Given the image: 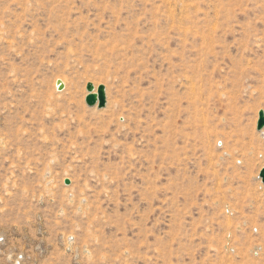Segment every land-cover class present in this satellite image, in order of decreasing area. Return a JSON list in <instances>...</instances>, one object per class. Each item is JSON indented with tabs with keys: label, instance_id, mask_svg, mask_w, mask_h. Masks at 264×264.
<instances>
[{
	"label": "rangeland",
	"instance_id": "1",
	"mask_svg": "<svg viewBox=\"0 0 264 264\" xmlns=\"http://www.w3.org/2000/svg\"><path fill=\"white\" fill-rule=\"evenodd\" d=\"M160 1L0 0V264H264V0H189L190 124L163 92L136 128L108 51L135 38L171 91Z\"/></svg>",
	"mask_w": 264,
	"mask_h": 264
},
{
	"label": "bare ground",
	"instance_id": "2",
	"mask_svg": "<svg viewBox=\"0 0 264 264\" xmlns=\"http://www.w3.org/2000/svg\"><path fill=\"white\" fill-rule=\"evenodd\" d=\"M152 1L155 2V0ZM159 3L160 6H155L154 9L150 8L151 10H149L147 14L148 20H150V24L155 30L167 27L169 32L174 35L175 38L173 39L179 43V48L181 49L180 52L176 53L178 56V60L176 62L173 63L169 60L172 66L173 75L171 80V91L165 90V86L161 84L160 80L148 71L144 53L141 48L137 46L138 41L136 42L135 38L126 40V37L120 38V35H116L113 38V41L117 42V45L108 51L116 61H121L122 59L127 61V65H129L127 68L129 70V74L135 77V83L138 85L134 86V90H132L133 93L129 95V98L133 101L130 107V111L132 112L130 113L133 114L134 118L130 117L131 114L129 117L126 116L124 109L121 111L118 117L119 121H121V119H125L128 122H133L136 125V128H140L143 126V124H146L144 123L143 119L147 122L148 120H151L150 122L155 120L153 118V114L156 113L157 106L160 103H158V101L161 100L160 96L163 94V92L168 96L169 104L172 108L173 117L171 118V121L179 123V120L182 118V124L184 126L189 125L191 121V105L189 96L190 87L188 89V86L190 82L189 43L192 25V6L189 3V0H161ZM119 22L120 21L118 20V23ZM134 29H136V27H134ZM118 65H121L122 67L121 62L118 63ZM146 80H153L150 81V84L154 86V90L152 92L142 89L141 86ZM62 83L65 85L63 81ZM178 83L185 84L186 92L182 95L176 90L175 86ZM55 87L58 89V85ZM97 87L95 86V93H97ZM115 106H120L119 102H116ZM117 114L118 113H115L116 117ZM147 126L149 125L147 124ZM177 173L179 174L180 170H178Z\"/></svg>",
	"mask_w": 264,
	"mask_h": 264
},
{
	"label": "water",
	"instance_id": "3",
	"mask_svg": "<svg viewBox=\"0 0 264 264\" xmlns=\"http://www.w3.org/2000/svg\"><path fill=\"white\" fill-rule=\"evenodd\" d=\"M59 91H62L64 89V84L62 81L57 82ZM87 96H86V104L89 107H95L97 106L99 109H103L106 107L107 104V97H106V89L104 86H99L97 88V93H95V86L92 83L87 84ZM264 129V112L261 111L259 113V119L257 123V130L261 131ZM260 179L262 180V183L264 184V168L261 170ZM66 185L70 184L69 180L65 181Z\"/></svg>",
	"mask_w": 264,
	"mask_h": 264
}]
</instances>
